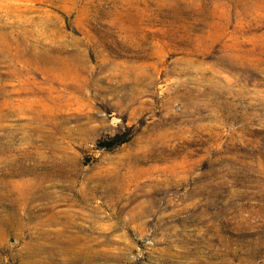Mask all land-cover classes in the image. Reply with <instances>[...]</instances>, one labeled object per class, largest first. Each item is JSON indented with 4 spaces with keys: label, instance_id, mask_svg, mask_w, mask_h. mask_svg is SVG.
I'll return each mask as SVG.
<instances>
[{
    "label": "rangeland",
    "instance_id": "obj_1",
    "mask_svg": "<svg viewBox=\"0 0 264 264\" xmlns=\"http://www.w3.org/2000/svg\"><path fill=\"white\" fill-rule=\"evenodd\" d=\"M0 264H264V0H0Z\"/></svg>",
    "mask_w": 264,
    "mask_h": 264
},
{
    "label": "trees",
    "instance_id": "obj_2",
    "mask_svg": "<svg viewBox=\"0 0 264 264\" xmlns=\"http://www.w3.org/2000/svg\"><path fill=\"white\" fill-rule=\"evenodd\" d=\"M120 143H123V141L115 142V144H112V145H111V144L109 145V144L106 143V144H103L102 147H108V148H109V147H112L113 145H118V144H120Z\"/></svg>",
    "mask_w": 264,
    "mask_h": 264
}]
</instances>
